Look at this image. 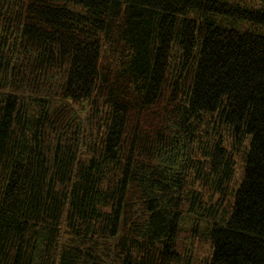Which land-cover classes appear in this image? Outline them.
Returning a JSON list of instances; mask_svg holds the SVG:
<instances>
[{
  "label": "trees",
  "instance_id": "obj_1",
  "mask_svg": "<svg viewBox=\"0 0 264 264\" xmlns=\"http://www.w3.org/2000/svg\"><path fill=\"white\" fill-rule=\"evenodd\" d=\"M0 264H264V0H0Z\"/></svg>",
  "mask_w": 264,
  "mask_h": 264
}]
</instances>
